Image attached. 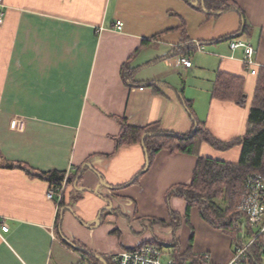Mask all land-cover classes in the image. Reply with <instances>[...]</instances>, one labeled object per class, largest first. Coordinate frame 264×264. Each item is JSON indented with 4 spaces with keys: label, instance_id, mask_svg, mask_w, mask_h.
I'll return each mask as SVG.
<instances>
[{
    "label": "crops",
    "instance_id": "obj_1",
    "mask_svg": "<svg viewBox=\"0 0 264 264\" xmlns=\"http://www.w3.org/2000/svg\"><path fill=\"white\" fill-rule=\"evenodd\" d=\"M232 1L213 14L187 0H0V264H113L112 254L153 241L173 247L166 256L232 258L230 235L196 207L187 223L186 201L166 195L192 182L198 156L237 163L241 144L161 149L146 164L140 143H115L121 119L176 135L198 123L222 142L244 136L257 75L228 40L250 43L264 67V0ZM220 72L240 80L242 103L213 97ZM54 170L62 190L48 199L41 174Z\"/></svg>",
    "mask_w": 264,
    "mask_h": 264
},
{
    "label": "trees",
    "instance_id": "obj_2",
    "mask_svg": "<svg viewBox=\"0 0 264 264\" xmlns=\"http://www.w3.org/2000/svg\"><path fill=\"white\" fill-rule=\"evenodd\" d=\"M187 1L192 4L196 2L204 11L213 14L222 13L236 7L232 0ZM125 70L124 64L122 66V77L125 81H128L131 74L125 72ZM254 74L257 75L256 100L250 109L246 132L242 138L236 141H219L202 124L198 123L190 134L176 135L160 133L156 124L138 127L130 125L125 119L120 120V133L115 139L116 148L140 143L146 152L148 164L161 149H166L171 153H193L196 145L201 141L219 150H224L236 143L241 144V155L237 163L198 156L192 182L189 185L175 186L166 195V197L176 195L186 201L184 216L187 223L189 222L191 209L198 208L200 217L205 222L212 227L221 229L232 237L235 248L247 242L244 235H242L243 225L246 224V221L243 214L238 210V204L243 195L244 179L251 173H259L264 177V67L257 68ZM240 84L239 79L220 72L214 84L213 97L242 103L244 95L241 93ZM258 98L260 103L257 101ZM147 132L160 134L145 137L142 141V135ZM20 167H23V165H20ZM23 168L27 174L31 173L28 168ZM64 175V172L56 170L41 174L51 185H60L64 180ZM178 219V216L172 215L174 227L179 226ZM160 222L165 225L164 221ZM192 239L193 234L189 242ZM174 243L177 245V242ZM143 244H156L161 247V244L157 241ZM262 254L263 250H261L259 241L254 242L248 249L245 264H261ZM173 255L179 260L190 261L192 264H214L209 261L207 253L192 254L187 251L185 254H179L175 249Z\"/></svg>",
    "mask_w": 264,
    "mask_h": 264
},
{
    "label": "built area",
    "instance_id": "obj_3",
    "mask_svg": "<svg viewBox=\"0 0 264 264\" xmlns=\"http://www.w3.org/2000/svg\"><path fill=\"white\" fill-rule=\"evenodd\" d=\"M4 21V12L0 10V25ZM122 23L117 21L116 27L121 28ZM230 49L242 48L243 57L241 59L244 67L251 74L256 71L254 60V47L245 41L231 38L228 40ZM203 47L199 46L198 49ZM180 63L189 68L191 61L189 57H181ZM62 184L52 185L46 191V197L53 199L55 195H60ZM238 210L243 214L246 224L243 225L242 234L248 236L247 242L235 248L232 258L225 264H245L248 249L251 244L258 241L264 235V177L259 173L248 174L243 182V195L238 204ZM1 231L6 232L8 226L0 225ZM261 250L264 249L261 246ZM165 255L162 248L156 244H141L131 249L121 250L112 254L113 264H192L190 261L179 260L172 255L166 256L167 261L163 262L161 256ZM208 259V258H207ZM209 261H211L209 259ZM212 262V261H211Z\"/></svg>",
    "mask_w": 264,
    "mask_h": 264
},
{
    "label": "rangeland",
    "instance_id": "obj_4",
    "mask_svg": "<svg viewBox=\"0 0 264 264\" xmlns=\"http://www.w3.org/2000/svg\"><path fill=\"white\" fill-rule=\"evenodd\" d=\"M161 248H162L163 253H168V252L172 251V249H173L172 246H161ZM167 259L168 258L166 256H164V255L161 256V260L163 262L167 261Z\"/></svg>",
    "mask_w": 264,
    "mask_h": 264
},
{
    "label": "water",
    "instance_id": "obj_5",
    "mask_svg": "<svg viewBox=\"0 0 264 264\" xmlns=\"http://www.w3.org/2000/svg\"><path fill=\"white\" fill-rule=\"evenodd\" d=\"M155 134H156V133H148V132H147V133H144V134L142 135V138H141V139H142V141H143V139H144L145 137H148V136H151V135H155ZM147 162H148V159L146 158V164H148Z\"/></svg>",
    "mask_w": 264,
    "mask_h": 264
}]
</instances>
